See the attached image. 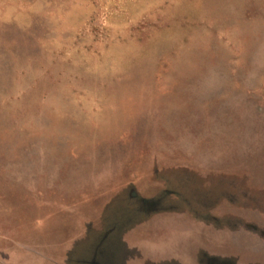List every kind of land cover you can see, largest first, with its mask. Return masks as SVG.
<instances>
[{
    "label": "rangeland",
    "instance_id": "obj_1",
    "mask_svg": "<svg viewBox=\"0 0 264 264\" xmlns=\"http://www.w3.org/2000/svg\"><path fill=\"white\" fill-rule=\"evenodd\" d=\"M190 218L264 264V0H0V264H153L122 239Z\"/></svg>",
    "mask_w": 264,
    "mask_h": 264
},
{
    "label": "crops",
    "instance_id": "obj_2",
    "mask_svg": "<svg viewBox=\"0 0 264 264\" xmlns=\"http://www.w3.org/2000/svg\"><path fill=\"white\" fill-rule=\"evenodd\" d=\"M188 222H190V225L189 226L184 225L183 227V235H181L183 236V238H181V240H176L174 243H172L169 240L167 242L159 243L157 241H153V239L143 238V239H137V241L133 242L132 245H128V243H130L129 241L127 240L125 241V238H123L122 240L124 244L127 245V247L135 246L138 250H140L142 256H144L145 259L149 260L153 264H160L167 261L170 262L174 261L177 262L178 264H208L207 259L209 258V254H212L213 252H210L209 249L207 248V245H204V241L201 239L200 235L204 228L209 227V224L202 220L194 221L192 218L188 219ZM80 226H82L81 221H80ZM147 227H151V228L163 227V229L158 230V232H162V233H157V236H159L160 238L163 237L164 230L169 231L174 235H177V233H175L176 231L174 230L172 231L168 224L159 225L152 223L150 225H147ZM194 232L197 235V240H195L194 242L198 243V245L196 246L193 245L195 248L190 250L189 253L183 255V252L175 253V250L174 251L172 250L173 249L172 247L175 246L176 242L180 243V245L182 246L190 247L192 244V235H194ZM78 233L79 235H81V230ZM122 236H124V234H122ZM9 252H10L9 258H12L14 257V255H16L15 250L8 251V253Z\"/></svg>",
    "mask_w": 264,
    "mask_h": 264
},
{
    "label": "flooded vegetation",
    "instance_id": "obj_3",
    "mask_svg": "<svg viewBox=\"0 0 264 264\" xmlns=\"http://www.w3.org/2000/svg\"><path fill=\"white\" fill-rule=\"evenodd\" d=\"M103 238H104V237H102L98 242L103 243V242H104V241H103Z\"/></svg>",
    "mask_w": 264,
    "mask_h": 264
},
{
    "label": "trees",
    "instance_id": "obj_4",
    "mask_svg": "<svg viewBox=\"0 0 264 264\" xmlns=\"http://www.w3.org/2000/svg\"><path fill=\"white\" fill-rule=\"evenodd\" d=\"M142 198V197H141ZM146 198H142V201H144Z\"/></svg>",
    "mask_w": 264,
    "mask_h": 264
}]
</instances>
